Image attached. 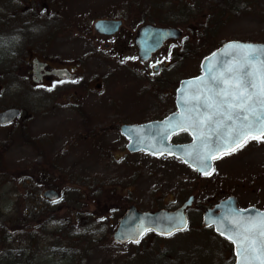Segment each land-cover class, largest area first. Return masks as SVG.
<instances>
[{
  "label": "rangeland",
  "instance_id": "obj_1",
  "mask_svg": "<svg viewBox=\"0 0 264 264\" xmlns=\"http://www.w3.org/2000/svg\"><path fill=\"white\" fill-rule=\"evenodd\" d=\"M175 1L188 12L170 8ZM232 2L235 9L222 22L220 13L213 11L219 0H0V27L4 15L9 21L0 29V108L25 107L24 116L32 114L28 130L34 136L43 135L47 153L39 163L25 162L22 158L28 155L24 152L31 153L22 148V138L17 136L11 140L14 147L6 158L23 172L32 171V165L45 174L57 171L46 174L39 183L36 178L12 177L6 185L0 180V264H29L28 257L33 264L232 262L228 245L202 226V208L234 193L241 206L264 209V138L252 140L234 156L218 161L215 175L208 180L197 178L180 162L143 153L121 160L123 139L118 125L133 120L135 114L140 122L157 117L164 106L153 107L152 100L138 107V112L130 111L133 103L126 104L131 94L126 88L127 97L119 96L123 89L119 77L110 72L116 64L107 50L133 49L131 38L138 23L183 21L189 32V62L183 74H196L197 59L225 41L264 42V0H258L256 6ZM106 17L126 20L125 29L111 43L97 38L93 29L96 20ZM31 58L52 63L85 60L81 71L90 86L84 82L78 87L76 109L67 95L73 88L44 89L33 84L27 77L30 65L26 60ZM106 61L109 67L103 64ZM103 66L108 77L113 76L98 93V81L93 77ZM40 104L49 113L38 116ZM79 109H85L88 116ZM6 134L0 129V141ZM102 153L108 154L103 160ZM53 184L64 192L60 200L42 195ZM190 193L196 195V201L188 210L191 227L187 232L166 239L149 234L137 246L113 241L118 219L131 204L142 210L175 208ZM10 232L5 243L2 236ZM17 248L21 255H16ZM5 252H12V257L6 259Z\"/></svg>",
  "mask_w": 264,
  "mask_h": 264
},
{
  "label": "water",
  "instance_id": "obj_2",
  "mask_svg": "<svg viewBox=\"0 0 264 264\" xmlns=\"http://www.w3.org/2000/svg\"><path fill=\"white\" fill-rule=\"evenodd\" d=\"M120 22L113 20H98L95 28L101 33H112L118 30ZM180 31L177 28L159 27L153 24L142 26L136 36V44L142 58H149L151 54L160 49L164 42L172 37H177ZM38 60L35 61V65ZM37 71V66H36ZM202 75L189 78L181 83L178 90V111L162 121H153L147 124L131 125L123 127V132L130 138L129 148L131 151L145 150L152 154H169L183 159L200 175L209 174L213 170V156L217 147L221 149L229 141L224 137L228 127L233 125L232 121L224 120L217 112H226L227 100L230 103H239L233 100L232 93L244 91L254 93L250 107L255 108L253 113H242L249 115V121H253L256 115L264 113L259 101L264 100L260 96V87L264 81V43L245 42L241 40H230L220 48L206 57L202 62ZM227 91L229 95H221ZM211 105V107L209 106ZM20 113L19 109L13 108L0 113V123L12 121ZM211 116V120L206 117ZM204 121L203 124L200 122ZM222 126L218 127V123ZM247 123V122H245ZM240 121H236L239 125ZM177 125L189 126L186 131L193 137L191 143L184 145H172L169 138L180 130ZM260 124H254L251 135L240 137L242 145L246 140L253 137H261ZM211 145L213 155L207 160L202 157L205 154L203 142ZM220 142V143H218ZM238 148V147H236ZM235 148V149H236ZM231 150H221L219 157ZM58 192L54 189L45 191L44 196L49 199H57ZM192 198L181 208L174 211L161 210L157 212H141L134 205L130 206L119 226L114 233L117 242H137L147 230H154L162 235H170L175 231L184 230L188 226L186 207L191 204ZM264 217V211L255 207L240 209L235 197H229L220 201L215 207L203 212V223L206 226H214L217 233L221 234L234 245L236 262L234 264H261L262 241L259 229L248 222H256ZM245 228L250 231L246 233L249 239L240 246L237 234H244ZM236 239L237 243L233 240ZM251 240L256 243L251 245Z\"/></svg>",
  "mask_w": 264,
  "mask_h": 264
},
{
  "label": "flooded vegetation",
  "instance_id": "obj_3",
  "mask_svg": "<svg viewBox=\"0 0 264 264\" xmlns=\"http://www.w3.org/2000/svg\"><path fill=\"white\" fill-rule=\"evenodd\" d=\"M126 18V17H125ZM103 20H113L116 22H120V27L118 30H115V32L112 33H107L105 32L104 34L96 30L93 26V29L95 33L97 34V38L100 40H104L108 43H111V40L116 37V35L120 34L125 28L126 20L124 18H102ZM4 22L1 24H4L3 26L0 27H5V25H8V20L7 16H3ZM151 23V22H147ZM146 23H138L137 26H139L135 33L133 34L131 40H132V48H126L125 46L121 48L120 52L117 50L112 49L111 47L107 48L109 51V56L108 58L113 61L114 67L110 71L113 75H116L120 79L119 85L123 89V91L120 92L119 96L123 97L125 99L127 97V94H131V98L127 101L126 105H129L133 103V106L130 108V111L133 112H138L137 109L138 107H143L147 106L149 102L152 100L154 104L153 107L158 106H164L163 111L160 115L154 118H149L145 119V121L136 120V116L138 114H135V118L133 120H128V121H122L118 125V132L119 136L122 137L123 139V145L120 153V158L121 160L124 159H129V157L138 155L139 153L146 154L150 157H154L155 159H164V160H173L176 162L183 163V160L180 158H177L176 156H170L167 154L163 155H154L148 151H131L129 148L130 144V138L123 132V127L125 126H131V125H138V124H145L148 122L152 121H162L172 115L173 113L178 111V105H177V99H178V90L181 86V83L190 78V77H195L199 76L202 74V62L203 59L210 55L214 50H216L218 47L213 48L211 51L202 54L198 59H197V64H198V71L196 74H191L190 76L188 74H183L184 71L187 70V67L185 65H188V59H189V45H188V35L189 32L187 31L188 29V24H183V21H177L173 20L168 22L167 24H162L158 26H163V27H170V28H177L180 33L177 37H172L170 39H167L163 46L158 49L157 51L153 52L151 56L147 59L142 58L139 54V49L136 45V35L141 26H143ZM155 24V23H152ZM157 25V23L155 24ZM136 27V26H135ZM107 46H110L107 44ZM120 49V48H118ZM92 57V56H91ZM39 62L37 63V71L35 74L36 79H38V82L35 84L37 87H43L44 89H51L52 86H54V89H56V86H62L72 89V94L69 93L67 94L69 97V100L72 102V108H77L78 102H77V96L79 95V92H77V89L79 86H81L84 82H86V79L84 78V72L81 70L84 67V62L85 60H78L76 61L74 58L73 59H67L66 61H56V62H50L48 60H41L39 58ZM34 58H31L30 61L26 60V63L30 65V67L27 69V77L32 81V74L34 73L33 70V61L35 60ZM104 65H107V61L103 63ZM109 67V66H108ZM85 71V70H84ZM121 74V75H120ZM112 75V76H113ZM109 76V71L105 69V66H103L100 70L99 75H95L93 77L96 82L95 87L98 93L99 89H101L104 85L105 82L107 81V78H111L112 76ZM33 82V81H32ZM46 83L49 84L48 87H46ZM87 83V82H86ZM34 84V82H33ZM90 86V83H87V88ZM85 87V86H84ZM127 88V90H126ZM126 90V93L124 92ZM65 97L66 99L67 96H62ZM109 100V99H107ZM69 101V102H70ZM105 102V99L103 100ZM63 103L59 104L61 106ZM152 105V104H151ZM58 106V107H59ZM75 106V107H74ZM10 108H18L20 109L19 115L12 120L8 124H2L0 123V129H5L7 131V138H3V141H0V174L3 175V177H0V180L3 185L8 184L11 181V178L14 177L16 179H37L38 183L40 180L45 178V175L51 172H57V171H51L45 172L43 171L44 169H39V166L37 165L36 169L33 165L30 169L32 171H26L23 172L21 171L20 168H14L12 166V161L6 158L7 153H10L11 149L14 147L11 144V140H15L14 138L17 136H20L22 138V148L28 149L31 154L27 153L26 151L24 154H27L28 157L22 158L25 160V162H33V163H39L40 159L47 155L46 152H44V137L42 134H36L35 136L29 132L28 130V121H29V115L31 116L32 114L24 116L25 113V107L22 105L18 104H13L10 105L9 107L6 108H0V113L10 109ZM39 111H38V116H43L47 111V107L45 105H39ZM79 112L81 115L85 114V117L88 116L87 111L85 109H79ZM37 116V114H35ZM88 119V118H87ZM86 119V120H87ZM88 122L90 123L89 119ZM14 127H17V130L14 129ZM94 132V131H93ZM14 135V136H13ZM193 137L188 131H180L175 134H173L169 138V142L172 145H182V144H187L192 142ZM35 148V149H34ZM35 152H33V150ZM108 150V149H107ZM107 156V153H102L101 157L102 160ZM30 158V159H26ZM224 156L220 157V159L216 160L215 163L223 159ZM9 168V171L7 172ZM14 169L13 173L12 170ZM16 169V170H15ZM6 170V171H5ZM33 170H35L33 172ZM215 169L214 172L211 175L208 176H197V178L201 180H208L211 177H213L215 174ZM1 184V185H2ZM1 190V188H0ZM194 195V194H191ZM232 194H228L224 197L219 198L214 204H211L209 206H202V213L206 208H211L213 207L216 203H218L220 200L225 199ZM236 195V194H235ZM196 201V195H194V200L193 204L194 205ZM190 206V207H192ZM240 207H247V206H241L239 203ZM0 207H2V204L0 203ZM189 207V208H190ZM161 208H167V209H175L171 207H161ZM188 211V210H187ZM188 213V212H187ZM189 215V213H188ZM190 218V216H189ZM8 234H12L11 232ZM218 237V236H217ZM223 241L228 245L231 251L232 255V263L235 261V255L233 251V245L223 239Z\"/></svg>",
  "mask_w": 264,
  "mask_h": 264
},
{
  "label": "snow or ice",
  "instance_id": "obj_4",
  "mask_svg": "<svg viewBox=\"0 0 264 264\" xmlns=\"http://www.w3.org/2000/svg\"><path fill=\"white\" fill-rule=\"evenodd\" d=\"M221 95L227 96L229 93L227 91H224L221 93ZM233 100H239V103H230L227 100L224 101L225 104H227V111L226 112H217L215 114L221 115L224 117V120L226 121H232L233 125L228 127L227 133L224 137L225 140L229 141L230 143L226 144L223 149L220 147H217V150L215 152V155L213 158H219L221 150L227 151L231 150L234 151L236 147L242 146V143L240 141V137H247L251 135L253 131L254 124H260L261 128L259 131L264 134V113H260L259 115H256V118L253 121H249V115L242 114V113H253L255 115V108L250 107V102L252 101L254 93H245L244 91H240L239 93H232ZM260 96H264V81L261 83L260 87ZM262 108H264V100L259 101ZM211 107V105H209ZM211 116L206 117L207 120H211ZM236 121H240L239 125H236ZM247 122V123H245ZM201 124L204 123V121L200 122ZM222 126V122L218 123V127ZM189 126L185 125H177V128L180 130H187ZM255 138V137H253ZM220 143V142H218ZM203 146L205 149V154L203 155L202 159L207 160L209 156L213 155L212 147L211 145L206 141L203 142ZM253 227H256L259 229L260 236L264 237V217H261L258 221L248 222ZM250 231L249 228H245L244 234L238 233L237 238L240 240V246L243 245L244 241L249 239V236L246 234ZM234 243H237V240H233ZM256 243L255 240H251L250 244L254 245ZM262 245H264V241L261 242ZM262 255H264V249H262ZM261 264H264V259H261Z\"/></svg>",
  "mask_w": 264,
  "mask_h": 264
},
{
  "label": "trees",
  "instance_id": "obj_5",
  "mask_svg": "<svg viewBox=\"0 0 264 264\" xmlns=\"http://www.w3.org/2000/svg\"><path fill=\"white\" fill-rule=\"evenodd\" d=\"M257 1L258 0H240V2H243V3L244 2H249V3H251L252 6H256L257 5ZM260 1L261 0H259V2ZM173 6H174V8H179L178 9L179 11L188 12V11L184 10L185 7L183 5H181L182 7L180 8L179 4L176 1L173 2V4H170V8L173 7ZM232 9H235V2H232V0H219V4L214 6L213 11L215 13H216V11H218L220 13L219 18L222 19V22H224L223 20H228V18L230 17V10H232ZM172 13H176V12H172ZM171 21H173V20H171ZM206 29L209 30L210 28L207 27ZM83 116H85V114H83ZM44 184H46L45 181H44ZM51 187H56V186L53 184V185H51ZM57 188L62 189L60 187H57ZM10 236H11L10 234H8L6 236H2V238H5V243H6V241L8 240V238ZM61 243H62V241L59 244H61ZM59 244H57V245H59ZM18 249L19 248L15 249V250L17 251ZM17 252H18V254H16V255H21V253H22V251H17ZM4 254L5 255L7 254L6 255V259L9 258V257H12V252H10V253H6L5 252ZM14 257H16V256H14ZM27 261L29 262V264H33V261H30L29 257L27 258Z\"/></svg>",
  "mask_w": 264,
  "mask_h": 264
}]
</instances>
